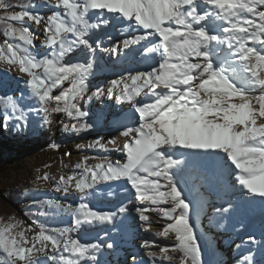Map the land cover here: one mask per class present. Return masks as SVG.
Returning <instances> with one entry per match:
<instances>
[{"label": "snow or ice", "instance_id": "1", "mask_svg": "<svg viewBox=\"0 0 264 264\" xmlns=\"http://www.w3.org/2000/svg\"><path fill=\"white\" fill-rule=\"evenodd\" d=\"M113 21L123 38L104 49L98 33ZM0 25V62L28 77L20 97L0 96V129L31 127L34 113L45 126L62 114L71 121L59 122L65 132L92 130L96 102L106 100L133 113L128 123L113 122L122 145L101 137L87 146L120 158L84 156L74 166L78 171L54 181L55 192L79 194L75 207L47 201L70 215V226L34 230L20 220L0 223V264H99L102 245L79 233L114 227L129 208L96 210L90 199L97 188L123 184L141 222L149 221V211L168 221L155 235L174 233L172 245L157 252L149 241L141 244L152 264L172 261L170 248L181 254V264H203L191 201L180 187L197 169L223 193L224 203L213 211L224 219L237 211L232 198L238 187L243 197L264 201V0H0ZM105 52L140 58L147 68L125 69L127 75L93 86ZM247 242L257 243L251 235ZM244 261L256 264L247 256ZM132 264L142 261L133 256Z\"/></svg>", "mask_w": 264, "mask_h": 264}, {"label": "rangeland", "instance_id": "2", "mask_svg": "<svg viewBox=\"0 0 264 264\" xmlns=\"http://www.w3.org/2000/svg\"><path fill=\"white\" fill-rule=\"evenodd\" d=\"M8 2L27 5L34 0H8ZM42 11L45 15L50 14L47 8ZM33 28L35 29L36 26L33 25ZM120 32H123V29L118 30L117 22L113 21L109 27L99 31L98 42H102V48L111 49L123 38ZM2 33L3 25H0V43L5 39ZM43 40L44 36L40 34L35 40L36 45L42 44ZM146 68L147 64L141 62L140 58L132 59L123 57L122 54L119 58L115 55L109 57L105 52L95 69L93 86L104 85L111 79L119 78L120 75H127L125 69L134 72L144 71ZM27 79V75L20 73L15 67L10 69L7 64L0 62V96L20 97L24 89L23 81ZM96 104L94 112L99 119L96 121V128L92 130L79 133L70 130L65 132L61 130L59 122L63 120L64 123H70V120L64 121L62 117L57 116L58 114H54L52 118L55 123L52 126H45L42 125L41 118L36 117L34 113L30 117L33 121L31 127L18 130L9 123L7 128L0 129L3 136L0 140V148L5 151L1 162L8 165L7 169L0 173V223L20 220L24 222L25 227L31 226L34 230H38L41 225L49 229L70 226V215L63 208L57 209L50 206L47 201L51 200L65 207L72 204L75 207L79 202L76 199L79 194L55 192L54 181L58 180L61 174L68 175L78 171L74 166L84 156L98 158L107 156V152L104 151L103 154V150L87 146L95 139L103 137L107 140L117 136L118 132L113 122L119 118L123 123H128L127 118L133 115L131 110L116 105L113 101L106 100L103 104L100 102ZM121 107L124 109L123 113H121ZM78 146L84 147L78 148ZM118 156L121 157V153H118ZM95 162L97 161L89 160V164ZM197 174L200 176L199 180L195 178ZM45 175L51 179H42ZM185 179L187 184L182 181L180 187L184 189L189 200L196 203L195 208L191 209V222L195 225L198 236L210 254L207 262L202 259L203 264H245V256L253 259L256 264H264V247L260 244L264 241V201L259 198L250 200L243 197L238 187L232 198L237 211L231 218L224 219L213 211V207H219L224 203L223 193L219 192L213 178L208 175L205 179L203 171L197 169ZM206 181H210L208 182L210 184ZM111 192H101L97 188L90 199V206L103 210L95 204L114 201L116 207L121 203L127 204L129 212L118 214L114 227L101 226L81 231L79 238L102 245L97 253L99 264H132L129 263L132 256L136 255L135 257L140 258V251L136 252L133 247L134 242L132 244L135 239V229L131 223V215L135 200L127 190L124 193ZM10 193L21 195L23 198L13 203L5 198V194ZM146 214L151 218L149 212ZM155 219L167 222L160 216ZM142 224L147 225L146 228L149 231L156 228L153 223L142 222ZM157 232L156 230L153 233L154 237H157L155 235ZM89 234H91L90 237H88ZM173 234L169 233L167 237L162 238L173 239ZM249 235L253 236L257 243L249 244L247 242ZM108 245L112 247L109 248ZM151 249L159 252V248ZM259 249H261L260 254H258ZM168 254L173 256V260L165 264H181L179 252H173L170 248ZM138 261H142V264H152L149 257L145 255Z\"/></svg>", "mask_w": 264, "mask_h": 264}, {"label": "bare ground", "instance_id": "3", "mask_svg": "<svg viewBox=\"0 0 264 264\" xmlns=\"http://www.w3.org/2000/svg\"><path fill=\"white\" fill-rule=\"evenodd\" d=\"M124 107L127 108V109H129L127 105H124ZM115 137L117 138V143L118 144H122V142L124 141V138L121 137V136H119V134H117V136H115ZM109 147H111V146H109ZM102 153L104 154V151H102ZM118 153L119 152H115V153L107 152V156H109L110 159H112L113 161H115L116 159L120 158L118 156ZM102 157H104V156H101V158ZM98 190L101 191V192H105V193H110L111 191H114V192L116 191V192H119V193H124L126 191L125 186L123 184H121V185H119L117 187H113L111 189H107V188L101 189V188H98ZM134 203H136V202H134ZM195 204H196L195 202L191 201V209H194L195 208ZM95 205L97 207H99V208H102L104 211H115L116 208H117L114 201H110V202H107V203H96ZM132 211H133V213L131 215V219H132L131 220L132 221L131 223H132V226L135 229V234H134L135 239H133L134 241H132V244L134 242L133 247H134V250L136 252L140 251L139 252L140 258H143L144 255L147 256V253H146L145 249L141 247V244H142L143 241H146V240L149 241V243L151 244V248H159V247L165 246V245L170 246V245H172L175 242V235L173 233H172L173 236H174L173 239H166V238H162V237H158V236L157 237H154L153 236V233L156 232V230L158 232L162 231L163 228L168 223V221L167 222H165V221H161L160 222V221H158V219H155V218H158L157 213H154V212L149 211V214H151V218H149V221L148 222L149 223H153L155 225V227H156V228L151 229L149 231L146 228L147 225L142 224V222L138 219L135 210L133 209ZM136 217H137V219H136ZM194 227H195V225H194ZM90 235L91 234H89L88 237H90ZM103 235H105V234H103ZM99 238H100V236H99ZM165 242H167V243H165ZM199 243H200V245L202 247V259L205 262H207L208 259H209V256H210L209 251L207 250V248L203 244V242L200 239V237H199ZM151 250L155 251V249H151ZM132 257L129 260V263H132ZM135 258H136L137 261L140 260V258L138 259V257H135Z\"/></svg>", "mask_w": 264, "mask_h": 264}, {"label": "trees", "instance_id": "4", "mask_svg": "<svg viewBox=\"0 0 264 264\" xmlns=\"http://www.w3.org/2000/svg\"><path fill=\"white\" fill-rule=\"evenodd\" d=\"M57 116L60 117V118L62 117L64 119V121L69 120L68 118L64 117L62 114H58ZM2 138H3L2 132L0 131V140ZM4 152H5L4 149L0 148V173L5 171L7 169V167H8L7 163L4 164V163L1 162V157L4 155ZM208 182H210V181H206L207 184H210ZM5 196H6L5 198H8V200H10L13 203H15L16 201H19V200H21L23 198L21 195L11 194V193L9 195L5 194ZM260 252H261V249L258 250V254H260Z\"/></svg>", "mask_w": 264, "mask_h": 264}, {"label": "water", "instance_id": "5", "mask_svg": "<svg viewBox=\"0 0 264 264\" xmlns=\"http://www.w3.org/2000/svg\"><path fill=\"white\" fill-rule=\"evenodd\" d=\"M97 210V209H96Z\"/></svg>", "mask_w": 264, "mask_h": 264}]
</instances>
